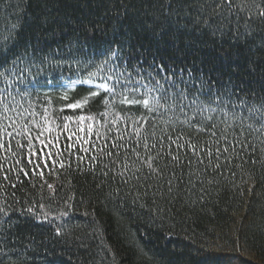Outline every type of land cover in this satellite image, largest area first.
Returning a JSON list of instances; mask_svg holds the SVG:
<instances>
[{
    "label": "trees",
    "instance_id": "16d2710c",
    "mask_svg": "<svg viewBox=\"0 0 264 264\" xmlns=\"http://www.w3.org/2000/svg\"><path fill=\"white\" fill-rule=\"evenodd\" d=\"M262 13L264 0H0V45L19 54L27 49V57L42 69L37 77L42 86L31 97L36 119L45 105L61 127L65 116L94 118L86 122L93 125L91 136L86 126L77 131L79 122L59 132L62 149L70 132H75L72 142L77 136L88 140L76 144L73 155L64 153L63 168H51L49 161L43 179L9 171L5 181L0 174V264H200L197 253L206 248L225 258L221 264H264ZM109 46L118 50L112 63L125 69L124 75H155V66L162 64L168 74L175 72L189 99L199 95L205 104L219 103L229 113L228 138L245 147L233 145L236 152L221 156L219 168L213 157L207 168L190 169L185 161L169 168L162 181L149 178L130 151L139 141L145 155L143 136L151 141V128L137 136L132 123L148 115L142 106L121 104L119 96L113 102L106 89H99L82 109L66 107L97 91L98 84L113 87L115 78L109 81L101 71L62 98L61 86L96 71ZM48 82L52 86L43 87ZM9 84L0 78V89ZM170 115L155 117L157 136ZM175 115L184 118L178 110ZM212 115L225 128L224 114ZM118 136L123 140H115ZM113 142L126 143L129 150L120 149L118 158L116 149L113 157L91 150L92 143ZM81 145L89 151H80ZM12 166L15 161L9 160L6 167ZM173 171L177 179L169 191Z\"/></svg>",
    "mask_w": 264,
    "mask_h": 264
},
{
    "label": "snow or ice",
    "instance_id": "6c2138e0",
    "mask_svg": "<svg viewBox=\"0 0 264 264\" xmlns=\"http://www.w3.org/2000/svg\"><path fill=\"white\" fill-rule=\"evenodd\" d=\"M91 39H95V37ZM102 55L104 59L99 65H95L96 71L88 72L87 78H79L77 81H73L72 84L61 86L65 89L62 98H69L68 89L75 84H90L101 71L106 73L107 80L110 81L115 78L116 85L124 88L123 92L117 93L114 90L116 85L110 88L107 83H101L96 85L97 91L89 90L88 95L67 104L66 107L73 110L82 109L98 94L99 89H106L113 102L119 96L121 104L142 106L148 115L133 119L132 123L136 125L135 134L137 136L141 135L142 129L151 128V141L147 135L143 136L145 155H141L139 151L141 147L139 141L130 148V151L136 155L141 166L148 169L149 178L155 177L162 181L169 168L174 170L182 167L185 161L190 169L194 165H204L207 168L212 166L213 157H215L217 161L215 166L219 168L221 156L229 153L230 149L231 152H236L233 145H239L241 148L245 147L241 140L228 138V128L231 127L228 124L229 113L224 112L219 103L215 101L205 104L199 95L189 99L190 92L181 89L178 82L173 78L175 72L168 74V70L161 64L155 66V75L149 72L147 77L134 79L132 73L124 75L125 69L113 65V58L119 56L118 50L114 51L109 46ZM9 56H11L10 60ZM0 69H3V71H0V78H3L5 83L11 81L9 88L0 89V158H2L0 159V174L3 175L5 181L10 179L9 171L22 173L25 177L39 175L43 179L44 169H50L49 161L52 162L51 168H63L65 166L62 159L64 153L69 156L73 155L72 150L82 140L83 145L88 144V140H85L82 136H77L76 140L72 142L75 132H70L68 135L70 142L62 149L59 132L67 131L69 122H79L80 126L77 131L84 132L86 126L87 134L91 136L93 125L86 122L94 118L85 115H78L75 118L65 116L61 127L56 119L49 115V109L45 105L42 109V115L39 119H36L38 113L35 111L36 105L31 101V97L37 94L38 89L42 86L41 81L37 79L42 69L27 57V49H25L24 54H19L11 48L0 45ZM33 69L36 70L33 71ZM184 83L187 84V82ZM129 85H132V87H129ZM50 86H52L50 82L43 85V87ZM141 90H143L142 94ZM138 94H140L139 98ZM44 96L50 102L47 92L44 93ZM37 99H39L38 95ZM212 103H215L214 107ZM105 104L107 106L108 101H105ZM177 110L180 114H183V119H179V116L175 115ZM60 111L63 112L64 108L61 107ZM189 111L191 115H189ZM217 111L224 114L225 128L223 129H220L219 124L213 119L212 114ZM165 112H171L174 115H170L167 120L163 121L168 127L161 128L160 135L157 136L155 117L161 116ZM101 115L105 114L102 113ZM177 125L181 127L178 128ZM261 127L264 128V124ZM259 130L257 129V131ZM54 131L57 134L50 135ZM45 133H49V135L46 136ZM188 133H191V135ZM96 135L99 136V133L97 132ZM202 136L207 137V139H200ZM115 140L122 141L123 136H118ZM37 144L40 145L38 149L36 148ZM83 145H81L80 151H89V148ZM122 148L127 151L129 145L116 142H113L111 146L107 143L100 147L95 143L91 145L93 152L108 157H113L114 154L111 149H116L115 157L117 158ZM53 149L56 150L55 153ZM21 156L27 160V164H24L20 158ZM83 159L84 157L77 156V160L83 161ZM91 159L96 161L97 156L93 155ZM9 160L15 161V166L10 169L6 167ZM205 161H207V164ZM22 164L23 166H21ZM29 165L31 166L30 169ZM124 167L127 169L126 164ZM136 171H140V168H137ZM175 179L177 177L173 171L172 178L168 179L169 191L172 190L173 180ZM11 186L16 187L15 184ZM48 187L51 189L53 186L49 184ZM26 211L31 213L33 209L28 208ZM57 235H60L59 231H57ZM197 255L202 256L200 264H221V261L225 259L215 254L211 248H206L203 252H198Z\"/></svg>",
    "mask_w": 264,
    "mask_h": 264
}]
</instances>
